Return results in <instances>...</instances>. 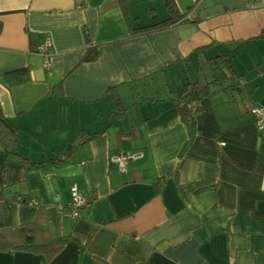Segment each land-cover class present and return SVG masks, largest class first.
Listing matches in <instances>:
<instances>
[{
  "label": "crops",
  "instance_id": "obj_1",
  "mask_svg": "<svg viewBox=\"0 0 264 264\" xmlns=\"http://www.w3.org/2000/svg\"><path fill=\"white\" fill-rule=\"evenodd\" d=\"M143 1L125 14L117 0H0V110L16 151L40 163L0 141V228L15 242L32 221L38 238V225L69 237L52 257L0 247V264H264V125L250 110L264 105V6L177 0L198 23L131 35L169 14ZM45 35L49 65L36 51ZM89 44L98 54L86 60ZM227 52L238 76L212 85L185 123L178 91L210 80L208 57ZM25 66L26 81L2 76ZM124 150L142 156L123 171L111 155ZM74 184L90 200L76 218L65 213Z\"/></svg>",
  "mask_w": 264,
  "mask_h": 264
},
{
  "label": "trees",
  "instance_id": "obj_2",
  "mask_svg": "<svg viewBox=\"0 0 264 264\" xmlns=\"http://www.w3.org/2000/svg\"><path fill=\"white\" fill-rule=\"evenodd\" d=\"M124 13L127 14V0H117ZM164 3L168 9V16L162 20H158L151 24L132 26L130 25L131 35L147 33L154 30L164 29L170 26H175L183 23H198L201 19L199 15H193L194 5L190 6L185 12L179 7L177 0H164ZM1 27V22H0ZM240 42H226V45L231 51L235 52ZM208 46L200 47L205 49ZM97 46L89 44L87 47V53L85 55L86 60L94 59L97 56ZM232 53L227 52L225 54H215L208 57V64L210 66L212 76L210 80L199 82V81H188L178 91L175 98V104L179 106L182 120L193 126L195 121L196 113L200 110V100L212 92V85L220 86L225 81L237 77L233 63ZM2 76L9 84H17L26 81L30 78V70L27 66L16 68L13 70L5 71ZM61 83H57L54 87L59 88ZM109 92L113 99V106L118 110H122L123 101L119 95L116 86L109 87ZM84 130H81L83 133ZM88 138V137H87ZM0 141L3 144L7 154H16L21 157L22 160L27 161L30 165H40L39 162H34L24 157L22 154L16 151L17 145V131L12 127L7 120L4 118L0 110ZM36 221L24 223L14 230L20 231L23 239L20 241H12L7 238V234L10 230L8 228H0V247L1 248H27L33 250H43L48 257L55 255L69 239L68 236H51L46 228L38 225L37 229L41 230L42 237L38 238L35 234L33 225H36Z\"/></svg>",
  "mask_w": 264,
  "mask_h": 264
},
{
  "label": "built area",
  "instance_id": "obj_3",
  "mask_svg": "<svg viewBox=\"0 0 264 264\" xmlns=\"http://www.w3.org/2000/svg\"><path fill=\"white\" fill-rule=\"evenodd\" d=\"M246 5L249 7H261L264 6V0H245ZM52 39L49 35H45L43 40L36 46V51L41 54L44 58L45 64L49 65V59L52 55ZM250 110L256 116V122L260 125H264V105L252 104ZM224 143V142H222ZM142 152L139 150H124L117 154H112L111 159L115 161L121 170H126L127 164L130 160L141 157ZM3 191V185L0 184V195ZM16 198L19 201H26L35 203V199L28 198L24 195H17ZM90 203L88 192L80 189L76 184L71 186V200L66 210V215L72 218L80 216L81 209L87 207Z\"/></svg>",
  "mask_w": 264,
  "mask_h": 264
},
{
  "label": "rangeland",
  "instance_id": "obj_4",
  "mask_svg": "<svg viewBox=\"0 0 264 264\" xmlns=\"http://www.w3.org/2000/svg\"><path fill=\"white\" fill-rule=\"evenodd\" d=\"M143 2H145V1H143V0H133V3H134L135 7L142 6L141 4H143ZM186 72H188V71H185V72L182 71L183 74H186Z\"/></svg>",
  "mask_w": 264,
  "mask_h": 264
}]
</instances>
